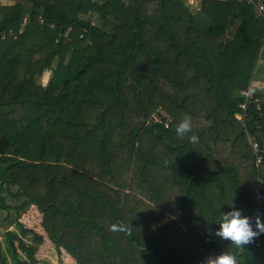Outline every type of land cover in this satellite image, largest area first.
<instances>
[{
  "label": "trees",
  "instance_id": "obj_1",
  "mask_svg": "<svg viewBox=\"0 0 264 264\" xmlns=\"http://www.w3.org/2000/svg\"><path fill=\"white\" fill-rule=\"evenodd\" d=\"M10 30L13 38H0V191L17 187V212L32 206L49 217L56 251L76 264H203L218 249L237 264H264V233L243 248L213 235L231 200L248 213L264 177V96L255 93L260 111L251 105L244 122L235 118L264 56V24L251 6L16 0L0 6V33ZM185 117L196 142L175 133ZM148 142L161 158L148 156ZM113 184L149 192L154 206L135 212ZM8 209L0 193V211ZM4 236L12 264H22L19 251L32 255L14 232Z\"/></svg>",
  "mask_w": 264,
  "mask_h": 264
},
{
  "label": "rangeland",
  "instance_id": "obj_2",
  "mask_svg": "<svg viewBox=\"0 0 264 264\" xmlns=\"http://www.w3.org/2000/svg\"><path fill=\"white\" fill-rule=\"evenodd\" d=\"M183 3L191 10L195 11V8L193 7V3H190V0H182ZM25 23L28 20V15L30 13L29 8L25 11ZM84 19H92V22L96 26L101 25V20L93 14H88L84 17ZM24 23V25H25ZM24 25H21L20 31L23 29ZM68 36V32L65 34V37ZM70 56H68V59ZM264 58V56L262 57ZM259 58L257 61V65H259L255 76L253 79H255V84L252 82L253 85V91L260 95H264V59ZM256 65V66H257ZM55 66V64H54ZM51 77V72L45 73L44 76L39 78V83L42 85H46L48 78ZM38 81V80H37ZM159 113L162 114V110H159ZM164 115V113L162 114ZM167 117V116H166ZM159 119L158 114H152L150 116V119ZM149 119V121H151ZM169 121H172L169 117H167ZM145 124V126L148 124V122ZM146 151L148 156L153 157L154 159H159L162 157V154L158 155L156 149H150L149 142L147 145L145 144ZM159 152H162V150H159ZM120 156V155H119ZM135 157H132L131 161L133 160V163H135ZM153 169H156V171L151 172L149 174V179L152 181V183H156L159 180L162 179L161 173H159V170L157 167L153 166ZM161 172V171H160ZM85 175V171L82 173ZM121 178L125 179L122 174H117ZM92 179H94V176L88 175ZM131 176V175H130ZM138 178V177H136ZM133 179V178H132ZM139 179V178H138ZM99 183H102L103 181L100 179H96ZM120 181V180H119ZM120 184V182H119ZM112 188H115L117 191H122L126 195V203L128 205H132V209H135L137 212L139 209L142 210V208L148 209L150 206H154V203L152 200H150L149 192L148 196L144 197L141 195V190H138L136 193L132 192L134 190L133 188L130 189L129 185L127 184V188H118L114 184L111 186ZM17 187L12 186L7 191L5 188L0 191L1 196L4 197V203L11 206V209L8 210H2L0 211V250L1 252L6 255L7 258V264H12L8 257V252H6V242H5V233L7 231L14 232L16 236L19 237L21 240V245L23 248L31 252L30 254H27V252H20L19 255L21 257L22 264H31L32 257L35 261V264H76V261L68 255L64 250H61V252H58L54 249V246L50 243L48 240V235L45 230L44 225H51V220L48 216L45 214L40 213L35 207L32 208H26L22 209L20 212H17L14 207H18L21 205L22 200L16 199L11 193H16ZM21 225V226H20ZM16 247L18 246V242H15Z\"/></svg>",
  "mask_w": 264,
  "mask_h": 264
},
{
  "label": "clouds",
  "instance_id": "obj_3",
  "mask_svg": "<svg viewBox=\"0 0 264 264\" xmlns=\"http://www.w3.org/2000/svg\"><path fill=\"white\" fill-rule=\"evenodd\" d=\"M175 133L180 137L187 136L191 142L198 140L197 135L192 132L191 121L188 117L176 124ZM228 207L229 210L220 212L219 219L214 223L217 225L213 233L215 237L227 241L237 248H243L251 243L255 237L264 233V221H262L260 215L255 217L243 215L241 210L234 206L232 200ZM113 229L124 231L126 227L124 225H114ZM237 259L236 255L225 251L219 255L207 257L203 264H237Z\"/></svg>",
  "mask_w": 264,
  "mask_h": 264
},
{
  "label": "built area",
  "instance_id": "obj_4",
  "mask_svg": "<svg viewBox=\"0 0 264 264\" xmlns=\"http://www.w3.org/2000/svg\"><path fill=\"white\" fill-rule=\"evenodd\" d=\"M238 4L242 5H248L251 6L257 17L260 18V20L264 24V0H234ZM25 23V22H24ZM39 23L42 24V20H39ZM54 25H50V28H53ZM7 36L14 37L12 30L9 32H1L0 38L4 39ZM241 98L237 104L238 112L235 114V118L241 122H244L247 117V110L251 105L256 106V110L260 111L262 101L258 96L255 95V92L253 91V85L250 84L245 90H242L240 92ZM154 122L161 123L160 119L155 120ZM170 121L167 120L164 122V127L167 128ZM263 125H264V115H263ZM250 145L254 153H258L259 146L256 141L250 139ZM262 158L261 156H257L256 158V166L258 167L261 164ZM264 207V177H262L259 173L256 177V187H255V197H254V204L251 207V209L248 211L247 216L249 217H255L257 215L261 216V210ZM262 219V218H261Z\"/></svg>",
  "mask_w": 264,
  "mask_h": 264
},
{
  "label": "crops",
  "instance_id": "obj_5",
  "mask_svg": "<svg viewBox=\"0 0 264 264\" xmlns=\"http://www.w3.org/2000/svg\"><path fill=\"white\" fill-rule=\"evenodd\" d=\"M216 1H225V0H216ZM15 2H16V0H0V6H7V5L9 6V5L14 4ZM192 2H194L193 7L195 8V11H197L201 5L202 0H190V3H192ZM24 22H25V19H24ZM262 59H264V58H262ZM262 61H264V60H262ZM256 67L258 68L259 65H257ZM251 81L255 84V79H252ZM252 82H251V84H252ZM29 208H32V206H30ZM24 209H26V208H24ZM49 244H50V242H49ZM220 253H222V252L220 250L216 249V250L211 251L210 255L215 256V255H219Z\"/></svg>",
  "mask_w": 264,
  "mask_h": 264
}]
</instances>
